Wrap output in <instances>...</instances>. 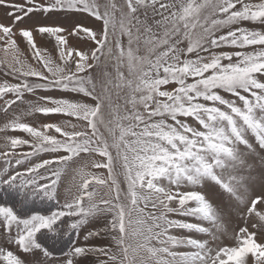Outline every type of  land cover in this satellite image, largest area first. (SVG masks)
<instances>
[{
  "label": "snow or ice",
  "instance_id": "1",
  "mask_svg": "<svg viewBox=\"0 0 264 264\" xmlns=\"http://www.w3.org/2000/svg\"><path fill=\"white\" fill-rule=\"evenodd\" d=\"M0 8L7 10L0 44L13 53L0 68L15 81L0 82V107L8 113L21 108L26 93L58 90L70 98L41 97L29 114L79 122L41 129L13 117L0 128V185L64 194L63 207L50 215L21 218L0 206V264H264V239L257 242V233L264 238V195L251 199L240 214L245 226L232 229L233 245L223 246L215 230L207 241L173 234L203 231L175 217L212 219L213 208L198 191L159 183L192 179L190 171L212 175L221 161L206 156H233L220 122L240 138L242 121L264 145V0H0ZM17 37L31 46L35 66L21 58ZM38 39L59 48L62 63L42 54ZM72 41L80 49L74 56L65 52ZM9 128L30 139L9 137ZM25 146L31 150L17 151ZM102 169L107 175L93 171ZM222 187L235 194L231 182ZM90 218L97 223L83 243L65 253L68 230ZM229 232L220 225L219 235ZM101 237L107 243L95 242ZM185 245L193 251L174 250Z\"/></svg>",
  "mask_w": 264,
  "mask_h": 264
},
{
  "label": "rangeland",
  "instance_id": "2",
  "mask_svg": "<svg viewBox=\"0 0 264 264\" xmlns=\"http://www.w3.org/2000/svg\"><path fill=\"white\" fill-rule=\"evenodd\" d=\"M112 2L117 3L119 6L123 3V0H112ZM171 2V0H168ZM6 9L0 8V21H5ZM10 22V21H6ZM244 26L253 27L250 24ZM155 31V30H154ZM51 41H54V37L50 38ZM81 39H84L81 37ZM126 44V37L124 38ZM17 44L20 47V55L22 59H25L28 63H32L35 66L34 61H32V50L31 46L27 45L26 41H23L20 37H17ZM84 47H91L89 45H82ZM37 47L41 48L42 54L53 59L57 63H62L59 61V48H56L53 51V45L50 41H41L38 39ZM258 47V46H253ZM80 50L75 47V41H72L70 45L65 46L66 54L71 52L73 56L75 52ZM231 51L232 49H224ZM251 50V49H249ZM141 54H146L143 51ZM13 53L11 50H8L7 53L4 51V47L0 44V60L5 62L12 59ZM122 70L127 74V66L125 65ZM109 72H114V69L109 65ZM4 79H8V82H15L11 78H6L4 76L3 68H0V82H3ZM35 79V78H30ZM96 81L99 82L100 76L99 73L96 76ZM189 82H192V79H189ZM175 85L162 86L161 90H172ZM33 87H36V84L33 83ZM130 91V90H127ZM54 96L55 98H70L67 97L63 92L58 90L53 91H44L37 90L36 94H25V99L21 108L16 109L14 105L8 113H5L0 107V128H3L4 124L10 123L13 117H19L21 122L29 123L30 126L41 128L44 124L47 123H61L63 124L66 120H71L72 123H79L76 118H69L63 114L56 115H43L40 113L29 114L31 105L35 102L44 103L40 98L44 96ZM9 99L12 97L9 96ZM20 104V101H17ZM123 104V101H120ZM3 104V101H0V105ZM128 109L131 108V105L126 106ZM142 110V109H141ZM187 119L188 122L193 123L192 118H183ZM171 123V121H169ZM126 123V122H125ZM200 130H204L202 126L196 124ZM220 127L224 128L226 134L231 138V145L234 148V155H221L219 157L215 155L206 156V159L211 158L213 160L220 159V164L214 167V172L212 175H206L204 173H196L195 171H190L188 175L192 179H187L184 176L179 178L172 177H162L159 181L161 186L171 190L175 188L178 191H198L204 195L206 201L212 205L214 218L210 219L199 214H188L186 216L178 215L175 218L191 223L193 225H198L199 228L204 229L203 231L198 230V228L192 229H183L175 228L173 229V234L180 237L182 240L192 239L196 241H207L209 239V234L216 231L217 235L213 236V239H219L223 246H232L233 239L231 236L232 229H238L239 227L245 226L241 220L240 214L246 211L247 207L250 204L251 199L258 195H264V183L261 182L260 176L264 174V145L257 139L255 133H253L242 121H237V128L240 132V138H237L231 132V126L227 122H220ZM90 131V130H89ZM54 133V130H50V134ZM7 135L9 137H20V138H29L26 133H23L19 130H13L9 128ZM59 137V134H56ZM5 134L0 132V138H3ZM246 141V143H245ZM0 147H3V144H0ZM31 149L25 146L23 149H17V151H30ZM3 163V161H0ZM191 161L187 162V167L191 168ZM99 171L104 175H107V170H93ZM213 176L217 177L214 179ZM231 182L232 187L235 189V194L228 193L223 187L222 183ZM103 189H101V193ZM64 200V194L62 190L58 189L57 194L54 197L45 196L43 193L37 190H27L13 185L9 187L7 184L0 185V206H8L13 209V211L21 218H28L33 214H42L50 215L55 212L57 208L63 207L62 201ZM259 210V205H258ZM177 212L180 210L177 209ZM68 221L77 219L75 217H66ZM97 221L95 218H90L86 220L82 227L78 230L69 229L67 234L64 236L65 247L64 252H70L75 246H79L83 243L85 233L94 225ZM220 225H224L225 229L230 230L228 237L219 235ZM255 229H250L253 231ZM39 236V234H37ZM261 239H264L257 233V242H260ZM107 243L106 238L101 237L100 240L95 241ZM214 246V245H213ZM12 249L15 250V246H12ZM119 251L118 249H114ZM179 252H189L193 251L191 245H185L174 249ZM60 255L59 253L57 254Z\"/></svg>",
  "mask_w": 264,
  "mask_h": 264
}]
</instances>
